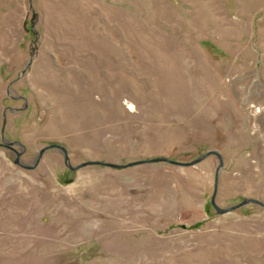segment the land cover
<instances>
[{
    "label": "rangeland",
    "instance_id": "rangeland-1",
    "mask_svg": "<svg viewBox=\"0 0 264 264\" xmlns=\"http://www.w3.org/2000/svg\"><path fill=\"white\" fill-rule=\"evenodd\" d=\"M5 140V145H2ZM264 0H0V264H264ZM12 146L14 149L8 147Z\"/></svg>",
    "mask_w": 264,
    "mask_h": 264
},
{
    "label": "water",
    "instance_id": "water-1",
    "mask_svg": "<svg viewBox=\"0 0 264 264\" xmlns=\"http://www.w3.org/2000/svg\"><path fill=\"white\" fill-rule=\"evenodd\" d=\"M5 140H3L2 145H5ZM12 149H14L13 147H11ZM53 148H57L59 149L63 156H64V161L66 166H68V168H70L71 170H77L81 167L84 166H88V165H99V166H105V167H110V168H115V169H124L127 167H132L135 165H139V164H145V163H160V162H169L172 164H176V165H181V166H194L197 165L198 163L202 162L203 160H205L207 157L211 156V155H215L218 160H219V164L218 167L216 169V173H215V185H214V192L212 195V199H211V203L213 205V207L221 214H225V213H229L235 209H238L244 205L250 204V203H254V204H258L261 206H264V202L259 200V199H254V198H247L244 201H242L240 204L234 205L230 208H221L216 204V197L218 194V189H219V179H220V173L222 168L224 167V158L222 156V154L218 151V150H210L208 152H206L205 154H202L201 156H199L198 158H196L195 160L191 161V162H187V163H181V162H176V161H172L168 158H164V157H159V158H153V159H149V160H139V161H135V162H131L128 164H115V163H111V162H103V161H87L84 162L83 164H80L78 166H73L71 164V159L68 153L67 148L64 145L61 144H52L49 146L44 147L38 155V158L36 160V162L34 163V165L32 166H28L25 165L21 162V156L20 154H18L17 158H16V163L18 165H20L21 167L25 168V169H29L32 170L34 169L39 163L40 160L42 159L44 153L49 150V149H53Z\"/></svg>",
    "mask_w": 264,
    "mask_h": 264
},
{
    "label": "flooded vegetation",
    "instance_id": "flooded-vegetation-1",
    "mask_svg": "<svg viewBox=\"0 0 264 264\" xmlns=\"http://www.w3.org/2000/svg\"><path fill=\"white\" fill-rule=\"evenodd\" d=\"M8 147H10V148H11L12 146H8Z\"/></svg>",
    "mask_w": 264,
    "mask_h": 264
}]
</instances>
